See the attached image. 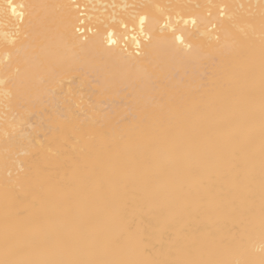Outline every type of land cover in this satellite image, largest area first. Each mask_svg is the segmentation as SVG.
Instances as JSON below:
<instances>
[{
  "label": "bare ground",
  "instance_id": "obj_1",
  "mask_svg": "<svg viewBox=\"0 0 264 264\" xmlns=\"http://www.w3.org/2000/svg\"><path fill=\"white\" fill-rule=\"evenodd\" d=\"M8 3L0 264H264V0Z\"/></svg>",
  "mask_w": 264,
  "mask_h": 264
},
{
  "label": "snow or ice",
  "instance_id": "obj_2",
  "mask_svg": "<svg viewBox=\"0 0 264 264\" xmlns=\"http://www.w3.org/2000/svg\"><path fill=\"white\" fill-rule=\"evenodd\" d=\"M20 7L23 8V5H20ZM9 9H11V14L13 16L17 15L16 7L13 4L8 3L6 7L0 6V17H6Z\"/></svg>",
  "mask_w": 264,
  "mask_h": 264
}]
</instances>
